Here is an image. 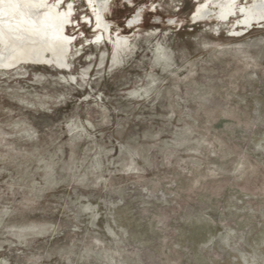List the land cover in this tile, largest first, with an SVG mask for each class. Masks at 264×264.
<instances>
[{"label": "rangeland", "instance_id": "rangeland-1", "mask_svg": "<svg viewBox=\"0 0 264 264\" xmlns=\"http://www.w3.org/2000/svg\"><path fill=\"white\" fill-rule=\"evenodd\" d=\"M208 1L48 0L65 68H0V264H264V17Z\"/></svg>", "mask_w": 264, "mask_h": 264}, {"label": "bare ground", "instance_id": "bare-ground-1", "mask_svg": "<svg viewBox=\"0 0 264 264\" xmlns=\"http://www.w3.org/2000/svg\"><path fill=\"white\" fill-rule=\"evenodd\" d=\"M257 1L254 12L248 15L250 20H261L264 17V0ZM102 2L99 0L98 4ZM237 2L209 0L199 7L194 20H230L237 15ZM31 4V10L34 11L30 12L19 5V13L17 0H0V68H12L20 63L31 62L64 69L70 49V38L63 34L67 20L62 15L52 13L48 0H34ZM27 13L36 16L27 17Z\"/></svg>", "mask_w": 264, "mask_h": 264}]
</instances>
